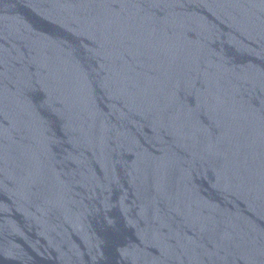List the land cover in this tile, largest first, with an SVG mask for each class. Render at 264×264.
<instances>
[{"label":"water","instance_id":"obj_1","mask_svg":"<svg viewBox=\"0 0 264 264\" xmlns=\"http://www.w3.org/2000/svg\"><path fill=\"white\" fill-rule=\"evenodd\" d=\"M0 264H264V0H0Z\"/></svg>","mask_w":264,"mask_h":264}]
</instances>
